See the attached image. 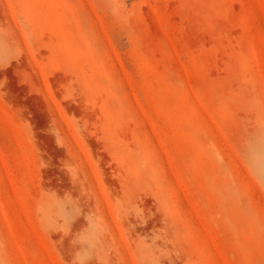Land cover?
I'll return each mask as SVG.
<instances>
[{
	"label": "rangeland",
	"instance_id": "obj_1",
	"mask_svg": "<svg viewBox=\"0 0 264 264\" xmlns=\"http://www.w3.org/2000/svg\"><path fill=\"white\" fill-rule=\"evenodd\" d=\"M0 264H264V0H0Z\"/></svg>",
	"mask_w": 264,
	"mask_h": 264
}]
</instances>
